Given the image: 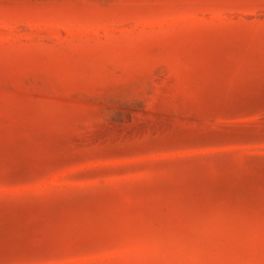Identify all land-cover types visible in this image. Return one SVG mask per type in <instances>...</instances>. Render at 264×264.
Masks as SVG:
<instances>
[{
  "label": "rangeland",
  "instance_id": "obj_1",
  "mask_svg": "<svg viewBox=\"0 0 264 264\" xmlns=\"http://www.w3.org/2000/svg\"><path fill=\"white\" fill-rule=\"evenodd\" d=\"M0 264H264V0H0Z\"/></svg>",
  "mask_w": 264,
  "mask_h": 264
}]
</instances>
